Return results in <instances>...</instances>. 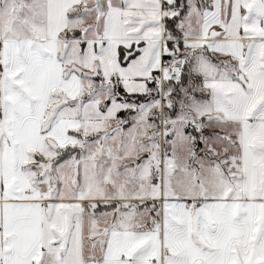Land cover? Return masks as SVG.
<instances>
[{"label": "snow or ice", "instance_id": "snow-or-ice-1", "mask_svg": "<svg viewBox=\"0 0 264 264\" xmlns=\"http://www.w3.org/2000/svg\"><path fill=\"white\" fill-rule=\"evenodd\" d=\"M0 264H264V0H0Z\"/></svg>", "mask_w": 264, "mask_h": 264}]
</instances>
